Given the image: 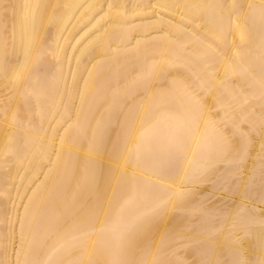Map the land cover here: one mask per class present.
Here are the masks:
<instances>
[{
    "label": "bare ground",
    "instance_id": "1",
    "mask_svg": "<svg viewBox=\"0 0 264 264\" xmlns=\"http://www.w3.org/2000/svg\"><path fill=\"white\" fill-rule=\"evenodd\" d=\"M0 264H264V0H0Z\"/></svg>",
    "mask_w": 264,
    "mask_h": 264
}]
</instances>
